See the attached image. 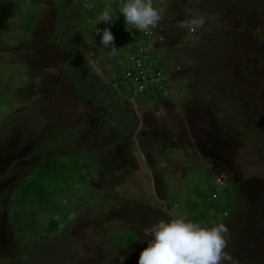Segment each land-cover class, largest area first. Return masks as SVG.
<instances>
[{"label":"rangeland","instance_id":"374dc122","mask_svg":"<svg viewBox=\"0 0 264 264\" xmlns=\"http://www.w3.org/2000/svg\"><path fill=\"white\" fill-rule=\"evenodd\" d=\"M77 1L0 0V264H120L121 256L138 264L145 228L170 214L195 222L184 209L206 174L232 186L239 202L210 226H228L237 264H264V0H152L170 36L159 50L171 91L144 103L110 83L120 50L73 71L74 47L97 52L95 22L82 18V2L74 11ZM110 1L103 5L112 14ZM193 19L204 23L193 30ZM62 154L68 164L93 163L96 175L91 190L57 181L53 212L69 215L53 233L48 214L31 216L15 192L23 176ZM22 219L33 223L32 245L17 241ZM128 232L138 246L114 241Z\"/></svg>","mask_w":264,"mask_h":264},{"label":"trees","instance_id":"16d2710c","mask_svg":"<svg viewBox=\"0 0 264 264\" xmlns=\"http://www.w3.org/2000/svg\"><path fill=\"white\" fill-rule=\"evenodd\" d=\"M104 1L105 0H81L72 4V6H74V11H76L79 3L82 2V9L84 11L82 18L87 17L89 22L92 20L95 22V27L89 31L90 34L94 33V40L95 43H97L95 47L97 52H92L90 55L86 54L91 51V47H74V51L77 53V56L74 57L77 58V65L73 64L75 67L73 71L80 70L79 66L82 65V63L87 61L90 62L93 58H99L101 53H109L112 51L110 48H105L101 44V35H97L95 33L96 28L101 30V34L103 29L108 28L114 34L115 46L118 50H120V56L118 57V62L116 64L118 73L116 76L112 77L110 83L117 84L116 86L118 88H126V91L129 92L130 95L135 96V99L141 103L154 101L158 97L166 96L171 91V78L169 77V74L165 75L169 66H167L168 61L165 59L164 53L159 50L160 46L162 47V44L153 50L155 54L152 56L148 40L142 36L143 32L136 30L132 26H127L129 28L127 29L123 14L119 12V6L124 3L125 0H106L111 3L114 22L99 23L100 14L106 9L103 5L105 3ZM61 5L62 7H60L64 8L62 2ZM153 6L155 7L154 4ZM185 24H187L185 21H181L177 22L176 26L180 27ZM59 30L60 32H63L65 29L60 26ZM178 33L182 37L181 39L183 43H190V27H185L181 30L179 29ZM164 36V41L170 40V36L166 32H164ZM132 54H137V56L140 54L138 58L141 59H143L144 56H148L145 60V62L148 63L147 68L153 70L155 76H157L158 72H162V75L159 76L160 80L145 83L142 90L135 91V86L132 83L133 77L136 75L137 71L127 66L129 64L127 59L129 55ZM121 68H123L122 72L120 71ZM127 72H132V74L128 76ZM71 73L73 74V72ZM119 95L121 94L118 93L115 97L112 96V98L116 99ZM108 98L109 96H107L104 100L107 101L110 99ZM237 128L240 130L243 129L240 124ZM57 143V140H50L46 145L49 150H53ZM173 152L174 150L169 149L164 153L170 155ZM65 156L66 154L52 155L45 159L33 168L30 173L22 177V179L18 182L15 192L21 206L30 209L29 211L31 216H36L38 213L48 214L45 229L53 233L60 230L62 224L66 221L69 215L67 211L61 214L53 212V210L61 206L60 200L57 198V195L59 194L58 189H56L58 188L57 181L62 179L61 181H63L65 185L70 186L68 181L73 179V181H77L82 185L88 184L87 188L91 190L92 187L89 186L91 185L90 181L95 178L96 175V173H93L94 171L92 170L93 163L88 160H82L81 162V160L74 158L73 161H68L70 162V164H68L67 161H64ZM85 168H87L88 171L86 173H82ZM224 185V188L220 190L221 194L218 195V197H213V194L218 191L217 182L213 179L212 174H206L203 182L199 181L196 183L194 196H191L189 199L190 201L186 204V209L183 208L186 210L187 216L192 217L196 223H199L202 226H210L212 223L218 222L222 219L224 215L231 213L239 202L235 194V189L232 186L227 187L226 184ZM19 214V210H16L13 214H11V217L16 219ZM20 224L25 227V230L17 231L19 236L16 237L17 241L22 242L27 240V244L32 245L34 240L33 238H29L26 232L27 229L33 228V223L30 220L22 219ZM117 240L121 242L120 244L124 248L138 246L140 243V238L135 232L119 233L114 241L116 242Z\"/></svg>","mask_w":264,"mask_h":264},{"label":"clouds","instance_id":"9594fccd","mask_svg":"<svg viewBox=\"0 0 264 264\" xmlns=\"http://www.w3.org/2000/svg\"><path fill=\"white\" fill-rule=\"evenodd\" d=\"M119 12L123 14L126 27L132 26L145 33L161 20V14L153 6L152 0H125L119 6ZM100 22H114L110 10L105 9L100 14ZM203 23L202 19H193L191 26L194 30ZM95 33L101 35V44L105 48H110L112 52L118 50L110 29H103L101 34V30L96 28ZM222 182L223 189L226 183ZM218 185L219 182L217 188ZM170 215L171 219L159 220L145 228L148 247L140 253L138 264H237L236 259L227 251L229 228L226 224L202 226L186 217ZM126 258L121 256L120 264Z\"/></svg>","mask_w":264,"mask_h":264},{"label":"built area","instance_id":"2783aa9c","mask_svg":"<svg viewBox=\"0 0 264 264\" xmlns=\"http://www.w3.org/2000/svg\"><path fill=\"white\" fill-rule=\"evenodd\" d=\"M142 36L143 38L145 37L148 40L149 49L153 56V54H155L153 50H155L156 47H158V45L165 40L164 30H163V26L161 25V22L159 21L155 27L150 28L147 33L143 32ZM139 55L140 54H138V56L137 54H132L129 55L130 59L129 57L127 59L129 63L127 66L137 71L136 75L133 77V83H132L135 86V91L142 90L145 86V83L160 80L159 76L162 75V72H158L157 76H155L154 71L151 70L150 68H147L148 63L145 62V60L147 59L148 56H144V58L141 59L138 58ZM131 74L132 72H127L128 76H130ZM222 185L223 182L222 181L219 182L217 188L218 191L213 194V197H218V195L221 194L220 190H222Z\"/></svg>","mask_w":264,"mask_h":264}]
</instances>
